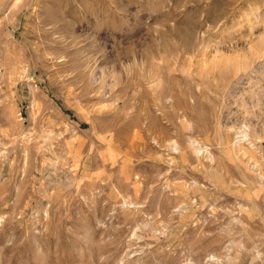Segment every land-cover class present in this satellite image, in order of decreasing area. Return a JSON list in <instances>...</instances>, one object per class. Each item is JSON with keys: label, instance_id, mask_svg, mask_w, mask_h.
I'll return each mask as SVG.
<instances>
[{"label": "rangeland", "instance_id": "374dc122", "mask_svg": "<svg viewBox=\"0 0 264 264\" xmlns=\"http://www.w3.org/2000/svg\"><path fill=\"white\" fill-rule=\"evenodd\" d=\"M0 264H264V0H0Z\"/></svg>", "mask_w": 264, "mask_h": 264}]
</instances>
